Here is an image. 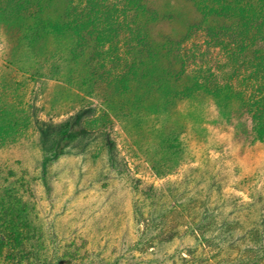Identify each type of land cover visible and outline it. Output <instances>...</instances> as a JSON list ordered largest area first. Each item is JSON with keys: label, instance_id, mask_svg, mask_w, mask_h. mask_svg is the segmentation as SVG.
<instances>
[{"label": "rangeland", "instance_id": "obj_1", "mask_svg": "<svg viewBox=\"0 0 264 264\" xmlns=\"http://www.w3.org/2000/svg\"><path fill=\"white\" fill-rule=\"evenodd\" d=\"M140 1L158 7L159 16L147 23L153 45L178 36L169 62L145 67L141 79ZM179 1L168 12L166 0H71L66 22L91 29L76 45L67 35L29 33L33 7L0 0V133L21 134L8 152L15 170L30 175L37 166L35 119L57 123L82 110L89 126L105 127L117 147L114 171L98 140L89 139L69 145L48 166L44 222L57 242L45 264H64L74 242L102 258L121 257L120 264H185L184 258L264 264V236L259 242L255 236L264 229V143L252 142L254 119L260 117V127L264 121V0H249L253 12L237 31ZM42 5L44 19H58L61 0ZM163 71L180 78L161 87L164 96L151 92L148 77ZM180 83L189 91L175 95ZM215 101L228 107L233 130ZM134 179L156 187L182 181L175 195L185 194L184 207L160 217L150 241L141 238L146 208L129 189ZM241 201L254 207L246 211ZM222 226L239 232L235 248L218 239Z\"/></svg>", "mask_w": 264, "mask_h": 264}, {"label": "trees", "instance_id": "obj_2", "mask_svg": "<svg viewBox=\"0 0 264 264\" xmlns=\"http://www.w3.org/2000/svg\"><path fill=\"white\" fill-rule=\"evenodd\" d=\"M14 1L16 7H33V13H31L29 17V20H32V24L28 27L29 33L47 32L58 36L67 35L78 45V40H83L85 35L91 31V29H89V23L71 26L66 22V17H68L67 10L71 8V0H61L62 10L60 14H58V19L56 20L44 19L42 3L46 0ZM143 1L146 2L148 0ZM184 1L191 4L199 16L203 17L206 15L210 21H218L220 23L231 24L232 26L234 24L236 31L241 29V21L247 19L253 12L246 6L249 5V0ZM178 2L180 1L166 0L164 4L165 10L168 12L173 10L175 6L178 5ZM156 8L152 7V3L144 4L143 2L136 6V14L140 20L137 22L135 30L136 43L139 45V52H141V58H139L141 67L139 65V68L144 70L139 76L140 79L149 73L146 71L147 69L145 67H153L158 60L164 59L169 62L171 57H173L170 55V50L174 49L175 44H177L175 40H171L178 37L175 35L171 39L165 37L164 41L160 44L153 45V39L147 29V23H149L150 20L155 21L157 16H159ZM177 58L178 57L175 56V59ZM177 61L174 64L181 66V59H177ZM142 66L144 67L142 68ZM173 73L174 74L171 75H168L167 71L152 75L150 73L148 77H150L151 92H161L160 94L164 96L165 91H161V87L169 81L180 80V78H177V73ZM186 87L185 83H180L178 89L174 90L175 95L186 94L184 92L189 91ZM215 106L219 116H224V120L228 121V123L224 122L225 127H227L228 130H230V128L233 130V127H231L232 115L229 113L228 107L224 111L223 106L216 101ZM242 106L247 107L245 104H242ZM254 120L256 124L252 129V142L264 143V121L263 127H260V117ZM33 125L36 128L37 139L40 143L37 148L40 155L34 173L30 175L27 171H21L20 169L15 170L13 167V162L15 161L8 156V152L11 151V148L17 141L16 139H18L21 134L14 133L13 135H8L6 133H0V264H45L46 260L47 262L50 260L48 257H45V254L52 242L56 244L57 234L53 226L50 228L47 222H44L46 221L45 215L48 213L45 211L43 201L49 198L48 196L52 191V183L48 178V166L61 158L69 145L85 139L98 140L97 146L101 152L103 151L106 154L110 171L116 170L117 167L115 161L117 147L116 143L111 138L110 131L104 130L105 127L100 129L91 128L89 126L90 121L84 118L82 110H77L74 115L57 123L35 119ZM226 143L228 144V141H225L224 145ZM220 146H222V143ZM221 149L223 148L221 147L220 150ZM225 150L229 151L230 148L226 147ZM132 181L129 189L138 197V205L140 204L141 207L146 208V226L141 238L144 239V236H146V240L150 241L151 237L148 235L149 233L153 234L157 232V224L160 217H163L167 211L175 207H184V203H180V200H182L181 198H183L185 194L175 195V192L181 189L180 186H182V181H169L162 187H156L152 184L145 183L140 179H134ZM241 202L242 209L246 211H249L248 209L250 207H254L253 203H255ZM261 217L262 215L260 214V218ZM261 224L262 223L257 226L259 227ZM218 231L216 235L221 243L226 244L231 242L230 245H226V248L236 247L232 241L235 239V234L239 232L232 231L228 226H222ZM259 231L260 228L255 231L257 233V235H255L258 240L257 242L264 236V229L263 233L259 234ZM243 235L244 234H242V236ZM242 236L239 234L240 238L236 240L243 241ZM252 239L253 238H251V240ZM252 243L255 244L256 242L253 241ZM70 244L72 251H70V257L64 264H120L123 260L121 257H115L113 259L106 257L102 258L93 255L90 248L85 245H79L76 242ZM66 248L62 247L64 251ZM49 254L51 255V253ZM183 261L185 264H204L203 262H199V260L194 261L187 258H184ZM58 264L61 263L58 262Z\"/></svg>", "mask_w": 264, "mask_h": 264}]
</instances>
